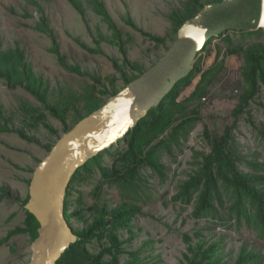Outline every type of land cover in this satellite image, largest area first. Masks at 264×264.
Listing matches in <instances>:
<instances>
[{"label": "rangeland", "instance_id": "1", "mask_svg": "<svg viewBox=\"0 0 264 264\" xmlns=\"http://www.w3.org/2000/svg\"><path fill=\"white\" fill-rule=\"evenodd\" d=\"M81 1L86 6L85 16H81L68 0H0V37L3 47L9 50L19 46L25 50L27 63L49 84L48 100L51 105L57 104L59 94L63 91L73 93L75 97L85 92L94 93L93 90L99 94L97 90L102 88L96 85L94 78L100 79L109 90L121 91L124 88L122 73L133 76L138 74V69L147 71L158 65L167 57L177 38L169 17L174 12L182 14L191 0H102L124 33L126 57L112 44V32L107 24L85 0ZM202 2L212 3V0ZM210 7L209 12L200 19L203 25L211 19L226 16V22L232 28L226 31L224 37L213 40L207 51H200L197 58L201 60L204 71L222 61H225V69L212 83L211 95L202 100V109L199 110L201 120L195 129L187 139L181 141L180 149L173 150L174 158L165 156L163 164L169 168L166 177L162 179L157 175L146 174L141 185L146 195H142L140 201H133L140 212L132 223V233L120 232L123 234L121 240L126 241V253L120 257L121 264L128 262L132 255L140 257L142 264H188L186 256L191 258L192 251L200 247L202 251L207 250L219 240H224L219 251L224 262L236 260L244 246L248 250L264 252V243L248 228L233 230L222 225L220 220L198 218L194 213V205H185L175 200L181 185L196 171L199 163L196 153L210 152L206 129L210 130L212 137L222 136L227 127L236 124L235 134L243 152L260 153V160L264 161L262 143L249 121L251 114L256 126L261 128L264 124V93L251 102L245 113L235 118L234 111L243 94L240 86L244 85V59L241 54L228 55L230 50L247 47L256 41L234 30L239 25L243 29H248L249 24L253 25L259 7L256 6V0H224L219 7ZM44 19L53 31L66 63L79 67L86 76L68 73L59 65L58 58L51 52L52 40L37 28L38 23ZM128 19L144 32L162 38L164 43L158 45L144 37L127 23ZM200 80L201 76L182 93L179 102L193 93ZM0 103L4 106L7 124L23 130L34 140L30 143L16 134H0V187L7 188L8 193L7 197L0 195V242L8 240L0 246V264H28L33 241L28 234L9 235L25 227L26 210L22 205L28 201L34 171L48 156L50 145L54 147L65 134L64 127L59 120L47 114V123L55 132L43 126L34 128L32 115H27L23 107L25 104L41 105L24 88L10 89L2 79ZM67 117L71 131L78 123L73 112ZM117 148L122 150L121 145ZM104 165L111 169L112 158L106 157ZM145 172L148 173L147 170ZM75 188L70 199L74 203L78 197L82 198L84 220L72 218L71 228L74 233L82 231L95 220L98 212L91 210L94 206L100 209L107 205L113 210L125 202H131L123 197L121 188L108 184L96 168L91 175L85 174ZM73 210L75 207L70 211ZM222 213L225 214L224 211ZM232 225L236 226L234 222ZM110 247L109 240H102L89 244L88 249L92 256L103 255L104 262L108 264L113 258L105 249Z\"/></svg>", "mask_w": 264, "mask_h": 264}, {"label": "trees", "instance_id": "2", "mask_svg": "<svg viewBox=\"0 0 264 264\" xmlns=\"http://www.w3.org/2000/svg\"><path fill=\"white\" fill-rule=\"evenodd\" d=\"M85 1L91 6L95 14L107 24L108 29L112 32V44L117 46L120 53L126 57L127 42L124 40V33L112 19L104 2L102 0ZM68 2L81 16H85L86 6L83 1L68 0ZM223 2L224 0H212V3H203L202 0H191L182 14L174 12L169 17L174 26L175 35L187 21L203 11L207 4L211 6ZM127 23L158 45L164 43L162 38L139 29L131 19H128ZM37 28L52 40L51 52L58 58L59 65L66 72L80 76L87 75L81 72L79 67L70 66L66 63L59 43L49 28L47 20L44 19L42 23H38ZM234 31H240L241 35L247 39H256L247 47L240 46L230 50L228 54L230 56L241 54L244 59L242 67L244 85L240 86L243 94L239 106L234 111L235 118H239L241 114L245 113L251 102L257 97L260 98L261 94L264 93V30L241 28ZM226 34L227 32L210 39L202 51H207L213 40L220 39ZM228 42L232 43L231 40ZM223 69H225V61L204 71L201 67V60L197 58L193 70L187 76L180 78L164 99L152 108L147 116L142 118L138 125L118 142L117 146L101 152L76 172L71 180L65 200V215L70 226L72 218L84 220L82 198L78 197L74 203L70 198H72L79 181L84 178L85 174L91 175L94 168L101 171L103 179L108 184L121 188L120 192L123 197L131 202H125L113 210H110L107 205L100 209L98 206L91 208L92 211L98 212L97 216L94 217L95 220L82 231L75 232L80 241L73 244L57 264H106L103 255L92 256L88 249L89 244L102 240H109L111 244L110 248L105 249L113 258L112 262L108 264H121L120 257L126 253L124 249L126 241L121 240L120 237L123 234L120 232L132 233V223L136 214L140 212L133 201H140L142 195H146L141 187L146 174L157 175L162 179L166 177L169 168L163 164L165 156L174 158L173 150L180 149L181 141L187 139L195 129L201 120L199 110L202 109V100L208 99L211 95L212 83L218 79ZM147 71L138 69V74L133 76H129L126 72L122 73L123 89ZM200 76L201 80L193 93L184 101L179 102L182 93L193 85ZM0 79L4 80L10 89L24 88L36 99L41 106L25 104L23 111L27 115H32L34 128L43 126L52 133L55 130L47 123V114L59 120L64 127V133H67L70 131L67 124L69 113L73 112L76 123H79L99 110L106 103L105 99L108 100L123 90H109L100 79L94 78L96 85L102 88L97 90L100 91L99 94L93 90L94 93L85 92L82 96L75 97V94H67L63 91L59 94L57 104L51 105L48 100L49 84L38 76L31 65L27 63L25 50L19 46L5 50L1 37ZM251 116L250 114L249 121L254 130L257 131V137L263 148L261 153H264V124L262 123L261 128L256 126ZM7 123L8 119L4 116V106L0 103V134H16L27 142L34 141L23 130L12 128ZM236 131L237 126L233 124L226 128L222 136L212 137L210 130L206 129L210 152L207 154L196 153L195 157L199 159L196 171L189 176V180L181 185L175 200L185 205H194V213L198 218L208 217L220 220L222 225H227L228 229L233 230L246 227L254 233L261 243H264V161L260 160V153L245 154L243 152L242 145L237 141ZM119 145H121L122 150L117 148ZM49 148L50 153L53 145H50ZM106 157L112 158L111 169L104 165ZM146 170L148 173L145 172ZM0 195L7 197V188L0 187ZM73 207L75 210L70 211ZM223 211L225 214L222 213ZM25 212V227L19 228L9 237L28 234L34 241L38 237L40 224L34 215ZM232 222L236 226H233ZM7 241V239L1 241L0 246ZM223 242L224 240L216 241L204 251H202V247L195 252L192 251L193 256L191 258L186 256L188 264H264L263 251L248 250L245 246L236 260L224 262L223 257L219 255ZM124 264H142V260L140 257L132 255V258Z\"/></svg>", "mask_w": 264, "mask_h": 264}, {"label": "water", "instance_id": "3", "mask_svg": "<svg viewBox=\"0 0 264 264\" xmlns=\"http://www.w3.org/2000/svg\"><path fill=\"white\" fill-rule=\"evenodd\" d=\"M256 6L259 7L256 21L248 26L250 30H264V0H256ZM210 9L207 6L180 28L166 58L65 133L38 165L30 182L29 200L22 205L40 224L28 264H57L63 254L80 241L65 215L71 180L89 160L125 138L179 79L193 70L199 52L210 39L232 28L226 16L203 25L200 19Z\"/></svg>", "mask_w": 264, "mask_h": 264}]
</instances>
